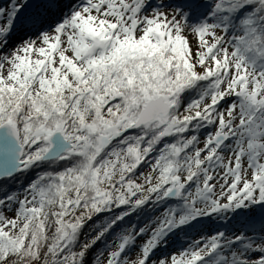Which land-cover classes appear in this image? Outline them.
Wrapping results in <instances>:
<instances>
[{
	"label": "snow or ice",
	"instance_id": "obj_1",
	"mask_svg": "<svg viewBox=\"0 0 264 264\" xmlns=\"http://www.w3.org/2000/svg\"><path fill=\"white\" fill-rule=\"evenodd\" d=\"M152 204L91 264H264V0H0V264H89Z\"/></svg>",
	"mask_w": 264,
	"mask_h": 264
},
{
	"label": "trees",
	"instance_id": "obj_2",
	"mask_svg": "<svg viewBox=\"0 0 264 264\" xmlns=\"http://www.w3.org/2000/svg\"><path fill=\"white\" fill-rule=\"evenodd\" d=\"M146 168V167H145ZM143 168L140 169L142 171ZM21 182H24V178L21 177ZM18 187L19 185H15ZM169 205H174V202H168ZM166 204H152L147 206L143 211H139L137 213H133L129 217H126L123 222H121L120 226L117 227L111 234L105 237V241L98 243L91 251L88 261L89 264L95 259V256L98 254V252L104 251L105 250V245L111 246L112 242L116 240L118 235L129 228L130 226H135V227H142L145 224H149L151 221H154L164 210L166 207ZM117 212L120 210H116ZM113 213H104L100 214L99 217H94L93 221H90L88 225L84 229L85 235L81 236V241L85 240L88 238V234L92 232L93 229L98 228L101 224L106 223L108 220L112 218ZM208 222L207 219L202 221V224L198 227L196 230H192L187 236L184 233H180L179 236L172 237L168 241L167 247L173 244H178L181 243L182 241H185L186 239L190 238L194 232L201 230L206 223ZM208 224V223H207ZM141 237L142 238H145ZM139 239V240H140ZM138 242V241H137ZM138 244V243H137Z\"/></svg>",
	"mask_w": 264,
	"mask_h": 264
},
{
	"label": "rangeland",
	"instance_id": "obj_3",
	"mask_svg": "<svg viewBox=\"0 0 264 264\" xmlns=\"http://www.w3.org/2000/svg\"><path fill=\"white\" fill-rule=\"evenodd\" d=\"M193 44H195V41H193ZM201 139H203V135H201ZM202 146V145H201ZM142 171H145L147 172L148 169L147 168H143ZM208 220V224L206 223L203 227H201L202 229L201 230H198L196 232H194V234L186 239L185 241H182L181 243H178V244H174L175 246L170 245L169 247H163L160 252L158 253V255H163V256H167L169 254H172V253H179V251L184 248V247H187V245L193 240V239H199L200 238V235H198V233L204 235V236H207L213 232L216 231V229L218 227H220V223L219 221L215 220V218H213L212 220ZM145 239H147V236L145 238H142L140 240H138V244L142 243Z\"/></svg>",
	"mask_w": 264,
	"mask_h": 264
}]
</instances>
